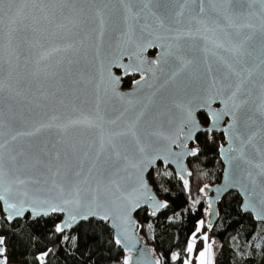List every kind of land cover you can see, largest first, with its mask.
<instances>
[{"label": "water", "instance_id": "1", "mask_svg": "<svg viewBox=\"0 0 264 264\" xmlns=\"http://www.w3.org/2000/svg\"><path fill=\"white\" fill-rule=\"evenodd\" d=\"M182 2L183 0H52L49 3L46 0L45 4H40L36 0V6L29 3L17 23L11 24L8 15L4 16V23L0 25V81L4 84L0 91V143L6 142L3 155L5 170L9 173L8 179L19 177L28 181L20 188L21 191L27 190L30 195L40 198L59 196L51 188V172L48 168L52 171L60 168L63 173L67 169L77 171L82 164L83 173L79 179L88 177L87 183L80 184L82 204L89 205L92 197L96 196L100 202H114L113 207L116 208L137 186L136 170L129 167L123 157L127 156L131 162L138 163L143 155H163V149L168 144L164 137L171 135L179 123V110L175 105L196 108L209 95H216L221 84L213 88V81H222L226 69L222 68L216 57L202 50L206 41L201 37L214 36L211 32H205L197 21L203 18L212 21L217 18L219 10L213 11L209 0H204L205 11L200 13V0H189L184 14L177 16ZM240 2L241 0H234V4ZM8 6L5 2V12ZM259 10L260 5L256 3L250 9L243 10V15L246 16L249 11L259 13ZM228 11L235 16L241 14L239 7L229 8ZM101 19L104 21L103 26L100 24ZM160 21H163L165 27L159 26ZM251 22L259 25L256 16L251 17ZM220 23L223 26L225 21L221 19ZM189 30L194 35H181L179 40L175 38L178 33ZM259 36L257 33L252 46L248 48L250 55L237 68L238 71L242 70L241 78L244 80L240 99L246 100V103L236 111L231 145L224 129L233 124L232 116H223L211 132L222 133L224 138V144L218 148L223 166L220 181L205 189L208 202L212 201L214 210L212 215L207 212L205 225L211 222L212 228L219 217L217 204L231 191L239 194L241 211L251 214L255 222L264 226V219L258 218V213L264 214V117L259 114V106L264 102V92L261 90V84H264V49L260 46ZM149 42L155 46L140 54V59L144 61L142 67L146 80L141 81L140 85L132 83L125 89L123 80L140 73L133 72L124 76V69H117L116 63L135 66L140 62L136 56L139 46ZM68 45L72 47L67 48ZM169 46L174 55H165ZM207 46L212 47L210 43ZM57 48L61 50L53 51ZM153 51L154 54L151 55L150 52ZM46 52L51 54L46 59H41ZM174 56L183 57L191 63L179 76L170 79L177 67ZM154 59L161 61L158 66L153 65ZM149 67L155 68V75L147 72ZM109 70L121 77L116 90L124 97L123 100L111 91ZM223 83L234 86L239 83V79L230 76ZM229 91L221 92L220 97L212 102L213 110H225L223 101L228 99ZM127 100H132L134 104L129 106ZM145 106V115L137 126L140 146L144 147L145 153L139 152L136 141L129 136L118 141V150L122 153L119 160L110 150L102 153L99 160H95V153L99 149L100 129H87L78 125L69 126L62 131L55 126L66 125L69 120L82 115L95 117L99 114L103 117V131L107 135L118 131L132 112ZM126 107L130 111L116 125L109 123ZM201 111L202 109H197L198 118ZM53 116L57 117L55 121L51 119ZM41 123L54 126L35 136H17L16 140L11 139L19 132L32 131ZM203 127L202 125V129ZM203 132L205 131L202 130L197 135ZM254 133L252 143H246L247 138ZM188 143L190 147L193 144L192 141ZM230 146L236 151H229ZM172 151L178 152L180 149L173 145ZM21 152L23 155H20ZM85 152L88 153L87 157ZM57 153L60 154L59 161L55 159ZM10 156H16V160H11ZM189 158L193 157L186 156L181 161L188 172ZM93 161L95 167H92ZM159 164L164 168H171L179 177L176 163L165 166L162 160H157L155 168ZM90 167L91 174L88 173ZM145 178H148L147 172ZM68 191L66 185L63 194L65 197L68 196ZM153 192L156 194L154 189ZM157 199L161 200L158 195ZM142 208L148 207L144 205ZM86 210L87 208L81 209L82 212ZM139 210L132 213V220L136 223L128 233L132 264H151V261L157 259L140 235L136 218ZM55 215L66 219L63 213ZM90 219L100 220L96 216H89L87 220L78 219L73 228ZM106 224L114 237L116 229L111 226V221ZM122 252L125 257L129 254L124 250Z\"/></svg>", "mask_w": 264, "mask_h": 264}, {"label": "snow or ice", "instance_id": "2", "mask_svg": "<svg viewBox=\"0 0 264 264\" xmlns=\"http://www.w3.org/2000/svg\"><path fill=\"white\" fill-rule=\"evenodd\" d=\"M8 3L7 11L5 12L4 4ZM40 4H45L46 0H39ZM47 2H52V0H47ZM123 2V0H122ZM195 2V0H192ZM32 4L33 7L36 6V0H0V25L4 23V16L8 15L9 22L15 24L22 17L24 9ZM189 3V0H183L179 5V11L176 13L177 16H182L184 14V8ZM213 11H218L217 18L209 21L207 18H203L197 21L198 24L202 25L205 32L213 33L214 38L201 37L206 41L205 47L202 49L206 53H210L212 56L216 57L222 68L226 69V74L223 75L221 80H214L212 87L215 88L217 84H221V88L217 90L216 95H209L203 103L196 106V108L190 105L176 104L175 108L179 110V123L176 125L175 130L169 136H165L164 139L168 141V144L163 149V155H143L138 163L131 162L127 156L123 158L128 162V166L136 170L135 174V184L137 185L132 189V192L128 196L123 198V203L113 207L114 202H100L98 197L93 196L91 203L89 205H84L80 199V184L87 183L88 177H82L83 166L81 164L79 170L72 171L67 169L65 172H61L60 168H56L55 171L49 167L48 171L51 172V188L56 190L59 196H49L46 198H40L39 196L30 195L27 190L21 191L20 188L25 186L28 181L16 177L15 179H8L9 173L5 170L4 165V155L3 150L6 146L5 143H0V264H10L9 247L6 244L8 237L3 234L4 230H7L13 234L19 231L20 227L24 224L21 221H37L40 217H50L55 214H65L66 219H61L59 221L53 219L51 221V230L48 233V238L52 240L57 247H60L65 242L75 243L76 237L70 236L67 230L73 228V226L78 222V219L87 220L89 216H96L98 219L105 221H111V226L116 229V233L113 237L114 244L119 246L122 250L127 251L129 254L123 258L122 264H132V255L130 248V239L128 236L129 230L135 226V221L132 220V213L137 209H141L142 206L147 205L151 209L149 213L150 216L156 217L158 213L162 210L169 208V203L164 200L161 201L157 199V195L154 194L153 188L156 192H167L166 188H163L160 180L157 179L158 176L163 175L165 177H172L173 173L171 171H165L163 173H157L155 171V165L157 160H162L163 164L166 166L169 163H176L179 168V179L183 181V187L185 189H190L189 179L186 178L192 176L191 172H188L186 168L181 163L184 157H198L201 153V148L199 147V136L197 135L200 131H205V133H211L217 127L219 121L223 116H232L233 124H230L224 132L229 137V143L231 145L233 139V129L235 128L236 111L241 107L242 104L246 103V100L240 99V95L243 90L244 80L241 78V71L237 68L242 64L244 58L250 55L248 48L252 46V43L257 35L259 36V42L262 49H264V0H241L239 4H234V0H209ZM258 3L260 5L259 13L249 11L247 15H243V10L250 9L253 4ZM239 7L241 9V14L235 16L229 13V8ZM204 0H200L199 12L203 13ZM256 16L259 19V25L251 22V17ZM47 19V17H45ZM224 20L225 23L222 26L220 21ZM178 22V21H177ZM103 19L100 20L101 26H103ZM160 27H165L163 21H160ZM247 30V31H246ZM199 31V29L197 30ZM181 35L192 36L194 33L189 30L182 34L178 33L175 37L177 40L181 38ZM159 39V37H157ZM211 44V48L207 44ZM152 42L147 45L139 46V51L136 53L137 59L140 60L135 66L123 65L116 63V68L124 69V76H129L133 72L140 73V79L133 80L132 83L140 85L141 81L146 80L144 74V69L142 67L144 61L140 59V54L146 51L147 48L154 47ZM68 45L67 48H71ZM163 47V45H161ZM64 49L65 51L67 50ZM171 46H169V51L165 52V55H174L170 51ZM61 49H54L53 51H60ZM224 53L226 55H221ZM51 53H44L41 59H46ZM177 63V67L172 73L170 79L179 76L185 71L188 64L191 61L184 60L183 57L174 56ZM160 60H153L152 63L155 66L160 64ZM147 72H151L155 75V68L149 67ZM209 72H211V67H209ZM230 76H235L239 79V83L234 86L231 83L224 84L223 81L229 80ZM108 82L111 87V91L114 95L120 97L121 100L124 99L119 92H117V86L121 82V77L119 75H114L110 70L108 72ZM4 88V84L0 81V91ZM230 90V91H229ZM261 90L264 92V84H261ZM229 91L228 99L223 101L225 103V110L220 112L213 110L211 107L212 102L220 97L221 92ZM229 102L231 107H229ZM126 103L132 106L134 102L132 100H127ZM145 107L140 108L138 111L131 113L128 119L124 120L123 127L118 131H112L107 135L103 131V117L97 114L95 117L82 115L76 119L69 120L66 125H55L62 131L69 126L82 125L87 129H100L99 136V149L95 153V160H99L102 153L111 151V154L119 160L122 153L118 150V141L122 138L132 137L138 145L139 152L141 154L145 153L143 146H140L139 137L137 134V126L140 120L145 115ZM197 109H202L200 112V117H197ZM130 111L129 108H125L116 119L109 121V123L116 125L125 113ZM259 114L264 117V102L259 106ZM53 121L57 117L53 116L51 118ZM202 125L204 126L202 129ZM54 125L41 123L34 127L32 131L29 132H19L12 136V140H16L17 136H35L39 134L42 130L51 128ZM155 135H162L161 133H154ZM2 135V133H0ZM255 138V133L249 136L246 143H252ZM208 139H214V137H208ZM189 141L193 142V146H189ZM180 149L178 152L172 151V146ZM229 151H236V149L231 146ZM221 151L223 149L221 148ZM242 153V148H241ZM20 155H23L21 152ZM85 157L88 153L85 152ZM11 160H16V156H10ZM57 161L60 160V154L57 153L55 156ZM40 163V161H37ZM47 167V165H45ZM92 167H95V161L92 163ZM92 167L88 169V173L91 174ZM149 169H152L149 171ZM147 172L148 178H145V173ZM186 173V175H185ZM38 183V181H35ZM47 183V181H46ZM66 185L69 189L68 196L65 197L63 194L65 192ZM151 185V187H150ZM201 188L200 191L204 192L205 188ZM194 203L198 204L199 201ZM94 205L95 207H93ZM82 208H87L86 211H81ZM208 213L209 215L214 214L212 201L208 203ZM258 218L264 219V214L258 213ZM15 222V223H14ZM34 228L35 225H32ZM44 227H48L47 224ZM152 225L149 223L148 228ZM205 227V221H199V227L196 228L195 232L192 233L190 241L187 243L186 252L187 257L181 260L180 254L176 253L171 255V261L181 260V264H193V254L195 255V264H215L213 245L215 241L209 243V236L207 233L199 237L203 241L202 250L197 248V233L201 232V229ZM207 228L212 229V224L209 222ZM59 237V243H56V237ZM35 239V237H33ZM259 247V245H257ZM50 254H53L52 248H47L37 252L33 261L34 264H49ZM27 264V260H25ZM151 264H161L160 260L151 261Z\"/></svg>", "mask_w": 264, "mask_h": 264}, {"label": "trees", "instance_id": "3", "mask_svg": "<svg viewBox=\"0 0 264 264\" xmlns=\"http://www.w3.org/2000/svg\"><path fill=\"white\" fill-rule=\"evenodd\" d=\"M150 53L154 54V51ZM131 80L132 78L124 79L123 86L130 87ZM198 136L201 153L198 157L188 159L189 172L192 173L187 178L190 189L183 187V181L171 168H164L159 164L155 168L157 173H173L172 177H157L167 192L157 193L153 188L162 201L169 203V208L162 210L156 217L150 216V208H142L136 213L140 235L161 264H181L192 233L199 227L200 220H206L208 195L200 189L214 186L221 178L223 166L218 148L224 143L223 136L205 132ZM208 137L214 139L210 140ZM195 201L199 203L196 204ZM240 204L241 198L237 192L227 193L217 204L219 217L214 227L209 230L205 225L201 229L220 242L214 256L215 264H264V226L255 222L251 214L243 213ZM53 219L59 221L61 216L40 217L37 221L22 220L24 226L17 225L19 231L15 234L3 231L8 237L6 244L9 247L7 255L10 263L25 264L27 260V264H34L33 257L37 252L52 248L49 264H122L125 253L114 244L113 234L106 223L96 219L81 222L66 233L76 237L75 243L65 242L57 247L48 238ZM149 223L151 228H148ZM45 224L48 225L47 228L44 227ZM55 239L58 244L59 237ZM238 245H250L249 251L239 258L235 253ZM202 247L203 241L198 238V250H202ZM176 253L180 254L181 260L171 261V255ZM195 255L196 253L194 261Z\"/></svg>", "mask_w": 264, "mask_h": 264}, {"label": "rangeland", "instance_id": "4", "mask_svg": "<svg viewBox=\"0 0 264 264\" xmlns=\"http://www.w3.org/2000/svg\"><path fill=\"white\" fill-rule=\"evenodd\" d=\"M203 233L202 231L197 233V237L199 238L200 236H202ZM208 235V234H207ZM209 236V235H208ZM212 241H215L214 245H213V253H214V256L216 255L219 247H220V242L219 240L213 238V237H210L209 236V243H211ZM249 247L250 245H245V246H242V245H238L236 248H235V253H236V257L239 258V257H242L244 254H246L248 251H249ZM251 249V248H250ZM187 252L185 254V258L187 257ZM193 259H194V254H193ZM193 264H195V261L193 260Z\"/></svg>", "mask_w": 264, "mask_h": 264}, {"label": "flooded vegetation", "instance_id": "5", "mask_svg": "<svg viewBox=\"0 0 264 264\" xmlns=\"http://www.w3.org/2000/svg\"><path fill=\"white\" fill-rule=\"evenodd\" d=\"M151 54V53H150ZM151 55H153V54H151ZM127 78H132V80L131 81H133V80H138V79H140V75H133V76H131V77H127ZM126 79V78H125ZM131 84H132V82H131ZM123 85H124V80H123ZM124 87V86H123ZM125 89H127V88H129V87H124ZM199 116V115H198ZM209 134H214V133H209ZM216 134V133H215ZM216 135H222V133H219V134H216ZM223 136V135H222ZM224 144V143H223ZM191 146H193V144L191 145Z\"/></svg>", "mask_w": 264, "mask_h": 264}]
</instances>
